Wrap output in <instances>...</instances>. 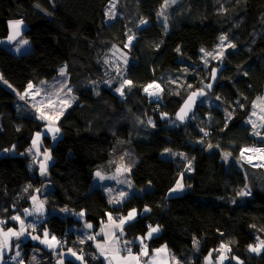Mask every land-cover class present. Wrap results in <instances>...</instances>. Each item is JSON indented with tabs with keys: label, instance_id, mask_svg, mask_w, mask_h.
Instances as JSON below:
<instances>
[{
	"label": "trees",
	"instance_id": "trees-1",
	"mask_svg": "<svg viewBox=\"0 0 264 264\" xmlns=\"http://www.w3.org/2000/svg\"><path fill=\"white\" fill-rule=\"evenodd\" d=\"M110 1L0 0V40L7 37L8 23L18 20L25 24L23 37L31 45L20 55L0 45V81L22 92L30 83L53 78L65 65L78 98L59 120L56 143L43 139L52 160L43 178L36 167L35 172L29 170L32 158L27 154L43 123L19 115L16 96L0 83V221L8 223L27 208L45 182L48 190L40 196L47 210L83 212L95 228L109 215L137 210L138 217L125 227V237L134 239L156 226L161 232L149 240V249L165 245L180 264H203L206 255L222 244L230 246L232 258L226 264H264V249L260 254L248 251L256 242L249 227L264 235V171L236 162L228 165L222 158V153L237 158L241 148L255 144L244 121L264 91V0H181L170 13L168 31L155 23L166 0H132L124 10L122 4L125 19L107 24L104 10ZM142 20L149 27L138 32ZM135 30V43L127 49L130 62L124 77L131 84L125 100L111 92L116 84L94 86L85 93L86 85L107 78L105 57L114 46L123 49L127 34ZM221 35L235 51L225 54L220 63L225 69L206 96L216 104L206 107L200 102L188 124L166 127L186 96L209 81L200 50L210 49ZM169 77L175 78L173 89L164 84H170ZM153 81L165 88L157 106L148 104L142 94ZM161 112L171 118L161 122ZM145 115L155 119L154 127L145 126ZM166 150L186 153L191 166L185 168L180 156L162 158ZM122 155L133 163L134 186L150 185V190L110 206L100 189H91V182L95 171H111L112 160ZM180 175L184 193L168 196ZM245 189L249 195H238ZM144 209L146 214L141 213ZM79 223L72 216L52 214L36 229L62 238L55 257L69 249L88 257L93 253L89 244L68 233ZM30 246H21L22 262ZM53 253H43V264L53 263Z\"/></svg>",
	"mask_w": 264,
	"mask_h": 264
},
{
	"label": "rangeland",
	"instance_id": "rangeland-1",
	"mask_svg": "<svg viewBox=\"0 0 264 264\" xmlns=\"http://www.w3.org/2000/svg\"><path fill=\"white\" fill-rule=\"evenodd\" d=\"M180 1L181 0H166L163 3V5L160 7L157 14L155 15V23L157 25H160L164 30L168 31L170 13L180 3ZM131 3H132V0H111L107 4L104 10L105 22L107 24H110L118 20L119 18L125 19V14L124 12H122V4H123V10H124V6H128ZM142 21L144 22V20ZM142 21H140V24H142L141 23ZM22 24L24 23L22 22ZM148 27L149 25L147 26V28ZM135 33H136V30L135 32H129L127 34V39L125 40L123 49L117 46H114L110 50L108 55L105 57L104 59L105 60V70H107V74H108V76L107 75L106 76L107 78L109 77V80L105 77V79L97 85L92 84V83L86 85L84 87L85 93L87 94L91 93V90L94 88V86L95 88H100L101 86L110 87L113 84H116V86L112 89L111 92L115 96H117L119 100L121 101L125 100L126 98L125 90L128 89L129 84H124L122 88L123 95H121L120 92L116 91V89L121 88V85L126 80L124 77L125 69L130 62V57L127 52V49H129L135 43V39H136ZM8 36L9 34H7V39H8ZM130 36L133 37L131 42H129ZM222 36L224 35H221L218 37L216 43L210 49L200 50L201 65H202V68L206 70L207 72L211 71L213 68L218 67L219 64L222 63L223 58L227 52L235 51L234 47H229V45H233V44L227 39L226 36H224L226 37V39L224 41H221L220 38ZM21 40H27L28 43L22 44L20 43ZM7 46L10 49L9 51L10 52L12 51L13 54L15 55L27 53L31 47L30 41L26 39L25 37H23V34L17 37L15 41H9V43L7 42ZM221 53L223 55H221ZM61 69H63V73L61 72ZM168 80L170 84L168 82L164 84L167 85L168 88L173 89V83L175 81V78L169 77ZM162 81L164 82L165 80H162ZM0 83L3 87L11 91L16 96L15 108L19 115L27 117V118H34L43 123L42 130L34 133L32 137V141L36 139V134L38 132L41 133L40 139L37 141V144L35 146L33 145L31 141V144L28 147L27 154L30 158H32L29 164V168H30L29 170L31 172H35L33 171V169L36 167L37 173L40 174L41 177L43 178L47 177V169L50 166L52 160H51L50 151L45 147L43 139L45 137H48L51 143L53 144L56 143V141L60 138V131L58 133H53V132L48 131V129L51 127H58L59 120L62 118L65 112L69 108L76 105V103L78 102V98L75 96L73 92V87L69 83L68 75L66 73V67L65 65H61L60 67H58L57 73L53 78L48 79V80H42L38 82L37 84H32L33 87L31 89H29L27 86L26 89L22 92L17 91L12 85H10L8 82L4 80H1ZM157 83L159 87L158 88L155 87V88L157 91L156 92L157 98L159 99L158 100L156 98L158 102L152 101V99H154L156 96L154 97L150 95L149 88L145 92L144 90L142 91V94L146 98L148 104L153 103L156 105L160 102H163L162 97H163L165 88L163 87V84H161V82L157 81ZM69 89L71 91H69ZM215 102L216 101L213 98L206 97L201 101V104L205 105L206 107H212L216 104ZM155 105H154V108L155 110H157ZM42 113L45 116L44 119L40 118ZM143 119H144V124L146 127L151 128L155 126V119H153V117L145 115ZM139 125H142V122H139ZM177 125L178 123L174 119L169 120L166 123V127L168 128H174V127H177ZM244 125H246L249 128V131H250L249 134L254 140L255 144L253 145V147L264 148V144H262L264 142V91L262 92L260 96L255 98V100L252 102L250 113L248 114L246 120L244 121ZM257 133H259V135H257ZM53 136H55V139H53ZM253 147L251 146L250 148H253ZM212 149L213 147H209L207 150L210 151ZM239 152H238L237 158H232L228 154L226 159H225V153H222L223 161L228 165L232 162H236V164L239 167L243 164V165L249 166L250 168L254 170L264 171V169L256 168L255 166H253L252 163H248L247 161L243 162L240 158ZM46 153L48 154V156H50V158L47 160L45 159ZM179 156L181 157L180 160L183 161L182 163L185 164V168L186 167L188 168L189 165L191 166L192 160L186 153L182 152L179 154ZM161 157L164 159H175L176 157H178V153L176 151L167 150L161 153ZM112 161L113 163L111 165H113V169L111 170V172L110 171L106 172L105 170H102L100 172L98 170L101 173V175L104 177V179H100L99 177L96 176V173L98 171H95V173L93 174V180L91 182V189L92 190L100 189V191L105 196L108 205L120 206L125 200L130 198L132 195L141 196L145 191L150 190V185H147L143 188H137L134 186L133 181L131 179V175H130L132 171L133 163L126 156L122 155L121 157H117V159H114ZM41 163H45L46 165V171L44 174H41V171H40ZM112 177H115V178L113 179ZM177 181H180L182 183V178L179 177ZM177 181L175 182L174 186L170 190V193H169L170 196H179V195H182L185 191L184 188L178 189L176 191H172L173 189L176 188ZM47 187H49V185L43 182L41 185V194L46 190ZM244 191L248 192L246 189ZM36 192L37 191H35L33 194H35ZM121 193H124V195L121 196ZM41 194H35L34 196H37V198H40ZM35 203H36V200L35 201L33 200V204ZM35 208L36 206L33 205V209ZM56 212L62 218H65L68 214L70 215L73 214V211H70L66 208L56 210ZM4 224L8 225L10 223L6 222ZM249 231L254 235L255 240H256L255 244L252 247L253 248L259 247L260 250L258 252L251 251L249 247L248 251L253 254L254 253L260 254L262 250L264 249V244L261 243V242H264V235L261 232H259L257 229H255L254 227H249ZM225 246L226 248H223V249L221 248V246L218 248L217 251L219 252L218 253L219 258L224 257L222 253V251L224 250H226V252L231 253L229 249L230 246L229 245H225ZM33 254H35V251H33ZM229 256L231 257V255ZM206 260L210 264H217L213 258V250H211L206 255ZM4 264H5V260H4ZM23 264H26V263L24 262Z\"/></svg>",
	"mask_w": 264,
	"mask_h": 264
},
{
	"label": "crops",
	"instance_id": "crops-1",
	"mask_svg": "<svg viewBox=\"0 0 264 264\" xmlns=\"http://www.w3.org/2000/svg\"><path fill=\"white\" fill-rule=\"evenodd\" d=\"M26 26L24 24L20 25L21 35L25 31ZM12 33V29L10 27V22L8 23V34ZM7 42L9 40L7 37L5 39L0 40V45L10 50L7 46ZM12 52V51H11ZM13 53V52H12ZM180 152H178L179 156ZM98 171V170H97ZM101 172L102 169H99ZM111 172V171H110ZM183 188L185 190V185L183 183ZM93 180V178H92ZM48 188V187H47ZM46 188V189H47ZM48 190V189H47ZM171 190V189H170ZM170 190L167 192L169 195ZM35 194H39L36 192ZM32 195V197H36V203L33 204V199L31 197L30 204L27 208L22 210L19 213L12 215L8 218L10 224L5 225L4 221L0 222V264H4V258L9 255L13 258H18L22 256L23 249L21 246L25 243H30L32 247H29V255L26 264H43L45 259H42V255L44 252L52 253L57 250L59 247L55 241L52 240V237L46 229L37 230V226L49 215L59 214L56 210H47L45 205L43 204L41 197L37 198V196ZM33 205L36 206L33 209ZM40 211H37V209ZM27 210V212L25 211ZM133 211V210H132ZM148 212L147 209H144L141 213L146 214ZM78 212L73 214H68L67 216H72L75 220L80 221L79 225H72L68 228V233H72L75 235V240L80 242L81 244L88 243V249L97 254L99 259L95 263L90 264H180L178 258L174 256L169 249L165 246H159L158 248L150 250L148 247V242L150 239L158 236L161 232L160 228L155 233L152 234L151 238H148L149 230L144 235H139L134 239H127L125 237V227L127 224L133 222L139 215V212L135 210V215L131 220H125V223L121 224L120 220L128 217V212L126 215H122L120 217L109 215L105 221H103L97 228L94 227L91 223H87L85 221L84 213ZM66 216V217H67ZM13 217H19L18 220L12 219ZM21 221L23 223H21ZM24 224V225H23ZM91 225V227H87L86 225ZM156 227V226H154ZM9 229H12L16 233H20V235H12L9 233ZM45 232H47V237H45ZM5 233H8L5 236ZM33 237H38V239H33ZM89 237H93L89 239ZM143 239V244L141 243V239ZM5 240H7V244L5 245ZM47 241V242H44ZM127 242H131L135 245V249L137 254L131 255H121L119 254V247ZM100 245V247H97ZM146 245V248H145ZM218 246L215 251H213V258L217 264H225L226 261L222 258L218 257ZM158 249H163V251H157ZM16 250V251H15ZM72 252L76 253V256H73L69 250L62 251L60 250V255L55 257L54 261L50 259L52 264H64L65 260H71L75 264H81L83 261L81 259H77L79 255L78 252L71 249ZM103 250V254H102ZM35 251V254H33ZM147 252L145 255L144 252ZM19 253V255H16ZM218 257V258H217ZM23 261V262H24ZM85 264V263H83ZM89 264V263H86ZM203 264H210L207 262L206 257L203 259Z\"/></svg>",
	"mask_w": 264,
	"mask_h": 264
},
{
	"label": "snow or ice",
	"instance_id": "snow-or-ice-1",
	"mask_svg": "<svg viewBox=\"0 0 264 264\" xmlns=\"http://www.w3.org/2000/svg\"><path fill=\"white\" fill-rule=\"evenodd\" d=\"M141 23H144V22L142 21ZM21 24H22V21H12V22H10V27L12 29V33L8 36V40L9 41H15L17 39V37H19L21 35V31H20V25ZM132 39H133V37L130 36L129 37V42H131ZM220 39H221V41H224L226 39V37L222 36ZM20 43L27 44L28 41L27 40H21ZM229 47H235V45H229ZM221 55H223V54L221 53ZM61 72L63 73V69H61ZM124 84H129L130 85L131 84V81L125 80L123 82V84L121 85V88L116 89V91L120 92L121 95H123L122 88H123ZM32 87L33 86L30 83L28 85V88L31 89ZM149 87H152V85H149ZM156 87L158 88L159 85H156ZM207 87L211 88L212 85L209 84ZM147 90L148 89L146 88L145 91H147ZM69 91H71V90L69 89ZM204 94L205 93L203 92V90H200L199 93L194 92L192 94V96L189 97V100L185 102V107L184 108H181L180 113L178 114V118L180 120H183L185 118V116L187 115V110H190V103L193 102V98L196 97L197 95L203 96ZM21 98H23V97H21ZM40 118L41 119H44L45 118V116L43 115V113L41 114V117ZM48 131L53 132V133H58L60 131V129L58 127H51V128L48 129ZM205 135H207V133H205ZM257 135H259V133H257ZM40 136H41V133L38 132L36 134V139H34L32 141V143H33L34 146L37 144V141L40 139ZM53 139H55V136H53ZM209 147H211V145H209ZM227 156H228V154L225 153V159L227 158ZM49 158H50V156H48V154L46 153L45 154V159L47 160ZM40 171H41V174H44L45 173V171H46V165H45V163H41L40 164ZM118 171H119V169H118ZM96 176L99 177L100 179H104V177L101 175V173L99 171L96 173ZM112 178L114 179L115 177H112ZM121 182H123V181H121ZM182 188H183V184L180 181H177L176 188L173 189L172 191H176V190L182 189ZM249 194L250 193L249 192H246V191H241V192L238 193V195H240V196H247ZM123 195H124V193H121V196H123ZM32 199L35 201L36 200V197H32ZM25 211L27 212V210H25ZM37 211H40V209L38 208ZM80 215H83V213H81ZM134 215H135V210H133L132 212H130L128 214V217H126L125 219H121L120 220V223L123 224V223H125V220H131L134 217ZM12 219L18 220L19 217H13ZM21 223H23V222L21 221ZM86 226L89 227V228L91 227L90 224L89 225H86ZM158 230H159L158 227H150V231L148 233V238H151L152 234L155 233V232H157ZM9 233H11L12 235H20V233H16L12 229H9ZM7 235H8V233H5V236H7ZM44 235H45V237H47V235H48L47 232H45ZM92 238L93 237H89V239H92ZM33 239H38V237H33ZM140 239H141V243L143 244V239L144 238H140ZM52 240L55 241V237H52ZM44 242H47V241H44ZM4 243L6 245L7 244V240H5ZM261 243L264 244V242H261ZM97 247H100V245H97ZM249 247H250V250L251 251L258 252L260 250L259 247L253 248L251 245ZM145 248H146V245H145ZM221 248L222 249L223 248H226V246L225 245H221ZM127 250L130 252V249H127ZM157 251H163V249H158ZM69 252H71V254L73 256H76V253L75 252H72L71 249H69ZM102 254H103V250H102ZM144 254L146 255L147 252L145 251ZM17 255H19V253H17ZM77 259H81L82 260L83 258H82V256H78Z\"/></svg>",
	"mask_w": 264,
	"mask_h": 264
},
{
	"label": "water",
	"instance_id": "water-1",
	"mask_svg": "<svg viewBox=\"0 0 264 264\" xmlns=\"http://www.w3.org/2000/svg\"><path fill=\"white\" fill-rule=\"evenodd\" d=\"M149 25V23L147 21H144V23L140 24L137 28V31H141L142 29L147 28V26ZM132 41V40H131ZM225 69V67L223 66V64H220L218 67L213 68L210 71V77H209V81L207 83H204L201 85L200 89L194 91L196 93H199L200 90H203V92L205 93L203 96L201 95H197L196 97L193 98V102L190 103V110H187V115L185 116V118L183 120H180L178 118V114L180 113L181 108L185 107V102L189 100V97L192 96V94L194 92H191L190 94H188L186 96V98L182 101V103L180 104L179 108L177 109V111L175 112V114L173 115V119L180 125H186L189 123V119L190 117L193 115L196 107L198 106V104L208 95L211 94L213 89L215 88V86L217 85L218 79L220 74L223 72V70ZM209 84L212 85L211 88L207 87ZM159 119L161 122H166L168 121L171 116L170 115H165L163 113H159L158 114Z\"/></svg>",
	"mask_w": 264,
	"mask_h": 264
},
{
	"label": "built area",
	"instance_id": "built-area-1",
	"mask_svg": "<svg viewBox=\"0 0 264 264\" xmlns=\"http://www.w3.org/2000/svg\"><path fill=\"white\" fill-rule=\"evenodd\" d=\"M155 84L157 85L158 83L153 81L151 84H149V85H152V87H151L149 92H150V95H152L154 97L156 96L155 98L153 97L154 99H152V101L153 102H158L157 101L158 98H157V95H156L157 91H156V88H155L156 87ZM149 85H147V86H149ZM147 86H145V88L143 89L144 92H145V89H146ZM208 134L209 133H207V135ZM253 148L259 149L258 147H253ZM249 149H251V148L250 147H243V148L240 149L239 154H240V158H241V160L243 162H245V161L248 162V160L246 159V154H247ZM116 217H120V215H117ZM0 222H3V221H0ZM62 243H63L62 238H57L56 239V244L58 245L59 248L61 247ZM127 249H130V252ZM118 251H119V254H121V255H131V254H135L136 255L137 254L136 249H135V245L133 243H131V242H127V243L122 244L119 247ZM222 253L224 255V257L222 259H224L226 262H228L229 261L230 252H226V250H224V251H222ZM56 254H57V251L55 250L54 253H53L52 259L56 256ZM80 256H82L84 263H87L89 261H93V262L95 261L96 262L99 259V256L97 254H95V253H91L88 257H84V255H80ZM4 260H5V264H23V262H22L20 257L13 258L11 256H6Z\"/></svg>",
	"mask_w": 264,
	"mask_h": 264
},
{
	"label": "bare ground",
	"instance_id": "bare-ground-1",
	"mask_svg": "<svg viewBox=\"0 0 264 264\" xmlns=\"http://www.w3.org/2000/svg\"><path fill=\"white\" fill-rule=\"evenodd\" d=\"M147 89L151 87L147 86ZM154 93V92H153ZM246 159L249 163H252L254 166H260L264 169V148H251L246 154Z\"/></svg>",
	"mask_w": 264,
	"mask_h": 264
},
{
	"label": "clouds",
	"instance_id": "clouds-1",
	"mask_svg": "<svg viewBox=\"0 0 264 264\" xmlns=\"http://www.w3.org/2000/svg\"><path fill=\"white\" fill-rule=\"evenodd\" d=\"M248 163H249V162H248ZM246 164H247V163H246ZM253 166H254V165H253ZM255 167H256V168H261V167H259V166H255ZM261 169H263V168H261ZM217 252H218V251H217ZM218 253H219V252H218ZM218 253H217V254H218ZM230 259H231V257L229 256V260H230ZM228 262H229V261H228ZM226 263H227V262H226ZM226 263H225V264H226Z\"/></svg>",
	"mask_w": 264,
	"mask_h": 264
}]
</instances>
